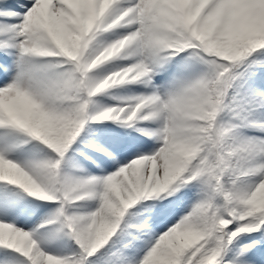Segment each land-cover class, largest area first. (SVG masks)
<instances>
[{"label": "snow or ice", "instance_id": "obj_1", "mask_svg": "<svg viewBox=\"0 0 264 264\" xmlns=\"http://www.w3.org/2000/svg\"><path fill=\"white\" fill-rule=\"evenodd\" d=\"M0 264H264V0H0Z\"/></svg>", "mask_w": 264, "mask_h": 264}]
</instances>
